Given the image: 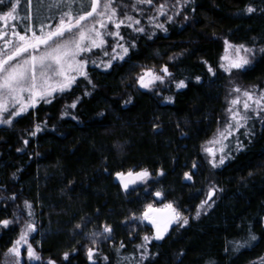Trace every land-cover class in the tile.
Listing matches in <instances>:
<instances>
[{
	"label": "trees",
	"instance_id": "16d2710c",
	"mask_svg": "<svg viewBox=\"0 0 264 264\" xmlns=\"http://www.w3.org/2000/svg\"><path fill=\"white\" fill-rule=\"evenodd\" d=\"M188 1L165 24L167 32L148 25L149 6H141L146 9L143 16L129 8L147 34L121 29L136 44L125 61L107 71L89 67L95 88L80 78L69 92L56 94L51 103L41 102L11 125L0 127V220L12 221L8 227L0 225V264H12L7 249L29 220L36 224L29 242L42 260L29 261L25 246L22 264H47L49 258L57 264H260L264 120L249 121L252 134H237L243 148H233L231 158L218 168L207 162L201 146L227 116L230 74L219 67L225 40L256 50V60L237 75L243 85L264 89V53L259 51L264 48V0ZM11 2L0 5V11L8 10ZM48 2L32 0L29 9L21 0L17 28L23 31L28 24L39 32L42 22L55 25L59 10L49 11ZM123 2L130 5L133 0ZM250 6L251 13L246 11ZM3 44L0 40V48ZM165 64L173 80H186V88L176 89L174 83L139 87L136 77L144 67L159 70ZM209 65L215 75L208 71ZM169 96L172 101L166 99ZM76 98H80L78 106L67 108L70 115L63 116ZM37 123L43 131L30 136ZM194 161L197 169H192ZM142 168L149 169L154 179L125 192L116 172ZM160 169L163 176L158 175ZM189 171L194 173L192 181L184 177ZM213 186L214 203L197 218V207ZM158 190L164 192L163 203L174 202L189 223L173 224L164 239L140 248L143 236H152V225L134 220L132 213L139 215L147 203L159 204L154 195ZM25 201L32 205L31 217ZM105 224L113 229L110 237L99 234ZM249 232L258 239L234 250L233 242H242ZM89 247L98 249L93 261L87 257ZM65 251L70 253L67 261ZM145 252L146 259L141 255Z\"/></svg>",
	"mask_w": 264,
	"mask_h": 264
},
{
	"label": "snow or ice",
	"instance_id": "6c2138e0",
	"mask_svg": "<svg viewBox=\"0 0 264 264\" xmlns=\"http://www.w3.org/2000/svg\"><path fill=\"white\" fill-rule=\"evenodd\" d=\"M26 2L31 9L32 0H26ZM186 2L187 0H175L174 3L171 0H133V3L129 5L123 0H49L47 9L49 11L59 10L58 22L55 25L42 22L37 32L34 26L28 24L25 25L23 31L17 28L15 21L21 0H12L8 10L0 11V22H3L5 28L8 27V21H13L11 36L8 31L0 30V40L4 42L3 47L0 48V124L11 125L14 117L27 113L41 101L51 103L56 94L69 92L73 85L77 84L79 78H84L95 88L96 85L89 73V65L105 71L112 69L116 62L125 61L136 46L135 40L126 39L121 29H131L132 32L140 35L147 34V28L142 25L141 19L129 14V8L143 16L146 9L141 6H149L152 14L146 17L148 25L153 29L167 32L165 24L172 22L174 17L180 14ZM6 3L7 0H0V5ZM170 10L171 15H169ZM246 11L251 13L254 8L250 6ZM160 17H165V20L161 21ZM27 18H31L30 10ZM20 19H25V17H20ZM154 34L153 32L152 35ZM225 45V55L222 59L226 63H221L219 67L228 74H232L233 71L248 70L256 56V50L244 44H230L227 40H225ZM259 51L264 53V48ZM175 58L172 57V59ZM204 63L207 64V61ZM208 71L215 75L211 65L208 66ZM200 79L199 76L196 77L197 81ZM136 83L143 89H153L168 83H174L176 89L188 86L185 79L173 80V73L167 64L159 70L154 67H144L137 75ZM232 92L236 95L229 100V107L226 109L227 118L223 126L217 129L212 139L201 146L207 162L213 168L224 165L226 160L231 158L233 148L236 150L243 148V142L237 134H252L249 128L250 120L254 117L264 120V89L258 85H253L251 89H241L235 86ZM84 94L91 95L87 91ZM166 99L172 101L173 97L169 96ZM79 103L80 98L73 100L66 106L62 115H70L67 108L75 109ZM241 129L245 131L241 133ZM42 131L41 123H37L29 135L36 136ZM28 142L24 140L25 145ZM198 167L199 165L194 161L192 169ZM115 175L125 192L138 184H147L153 177V173L147 168L139 171L132 169L127 172L119 171ZM158 175L163 176L164 170L160 169ZM193 175L192 171L184 173L185 179L189 181L193 180ZM216 191L215 186L209 189L206 199L202 200L197 207V218L202 210L211 207L214 203L213 197ZM154 195L159 199L160 206H157V202H150L145 205L139 215L132 213L134 220L146 221L155 229L152 236L147 234L143 236L144 243L138 245L140 248L146 249V245L153 239H164L173 224L183 227L189 223V217L174 202L163 203V191L158 190ZM25 206L29 210L28 216L31 217L33 215L32 205L25 201ZM10 223L12 221L8 219L0 220V225L4 227H8ZM76 227L81 228L82 225L78 224ZM35 231L34 222L29 220L24 223L18 239L7 249V255L12 257V264H22V249L25 246L29 261L42 260L40 253L29 242V236ZM112 231L111 225L105 224L99 234L106 233L110 237ZM91 235L96 237L98 234L92 233ZM257 239L254 233L249 232L248 237L242 242H233L234 250L239 251L249 247ZM92 243L96 244L97 240L93 239ZM120 246L124 245L121 243ZM97 250L95 247L87 249L89 261H93ZM141 255L142 258H147L146 252ZM69 256L68 251L63 253L65 261L69 259ZM259 261L260 264H264V257H260ZM47 264H57V261L49 258Z\"/></svg>",
	"mask_w": 264,
	"mask_h": 264
},
{
	"label": "rangeland",
	"instance_id": "374dc122",
	"mask_svg": "<svg viewBox=\"0 0 264 264\" xmlns=\"http://www.w3.org/2000/svg\"><path fill=\"white\" fill-rule=\"evenodd\" d=\"M171 2H175V0H171ZM187 2H189L188 0H187ZM187 2H186V4H187ZM185 4V3H184ZM150 14H152V12L150 11ZM149 14V15H150ZM161 18V17H160ZM11 21V20H10ZM10 21H8V27L7 28H5V26H4V24H3V22H0V30H5V31H8L9 32V36H11V29H10V26H9V23H10ZM8 37H6V39H7ZM112 41H111V39H109V43H111ZM224 44H225V42H224ZM225 48H226V45H224V51H223V53H222V57L225 55ZM222 57H221V63H226V61H224L223 59H222ZM93 58H96V57H93ZM256 60V57H254V59H253V61H255ZM89 67H92V65L90 64L89 65ZM238 71H233V73L232 74H230V77H228L229 78V84H228V86H227V89H228V93H227V108L229 107V100L230 99H232L233 98V96L234 95H236L235 93H233L232 92V89L235 87V86H239L241 89H251L252 88V86L253 85H247V86H245V85H243L242 84V80H240V77H238ZM80 79V78H79ZM232 84L234 85L233 87H231L232 86ZM41 102H43V101H41ZM40 102V103H41ZM30 110H33V108H31V109H29V111ZM21 115H23V114H21ZM20 115V116H21ZM14 118H16V117H14ZM13 118V119H14ZM226 118H227V116H226ZM255 118H259V117H254V119ZM4 125H8V124H0V127L1 126H4ZM242 131H245V129H242ZM216 133V132H215ZM235 142V141H234ZM154 178L152 177V180H153ZM151 181V180H150ZM147 184H149V182L147 183ZM147 184H145V185H147ZM159 202V201H158ZM157 206H160L158 203H157ZM146 222V221H145ZM263 222H264V218H263ZM173 226V225H172ZM171 226V227H172ZM151 231H152V235L154 234V232H155V229L153 228V227H151ZM7 256V258H9L8 260L12 263V257H10V256H8V255H6Z\"/></svg>",
	"mask_w": 264,
	"mask_h": 264
}]
</instances>
